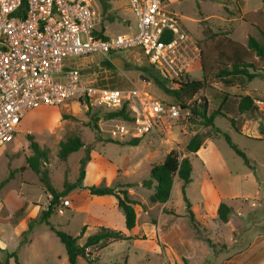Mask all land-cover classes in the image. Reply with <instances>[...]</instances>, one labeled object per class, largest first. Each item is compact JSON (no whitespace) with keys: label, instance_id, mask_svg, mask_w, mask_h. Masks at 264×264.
<instances>
[{"label":"rangeland","instance_id":"rangeland-1","mask_svg":"<svg viewBox=\"0 0 264 264\" xmlns=\"http://www.w3.org/2000/svg\"><path fill=\"white\" fill-rule=\"evenodd\" d=\"M163 1L181 17L182 24L200 51V61L187 74L183 83L203 81L205 88L190 99L183 98V104L187 108L182 109L181 117L155 125L136 147L111 142L108 133L93 131L90 124L97 122L99 125L104 113L97 110L88 111L83 104L79 105L75 101L59 107L43 106L30 111L23 119L13 141L0 149V183L12 173V178L0 190V264H17L16 260L19 264H69L64 245L51 231L49 225L39 222L42 213L50 204L51 196L46 192L39 177L27 165V158L33 154L29 136L42 149L48 151V160L41 169L46 171L50 184L57 191L64 190L65 182L76 181L81 169V159L90 158L91 151L95 148L128 175L127 180L121 179L118 175L113 187L127 189L130 187L128 189L131 193L130 198L137 199L139 203L136 206L137 226L130 232L126 231L122 210L118 207L116 210L109 208V215L113 214L120 223L117 229L130 235L134 233L138 239L116 243L106 248L102 245L88 248V258L79 257L77 264L195 263L194 259L188 262L186 251L177 250V241L171 235L165 238L159 231L156 232V229L160 223L164 225L163 231L166 232L171 231L167 226L172 224L193 225L195 219L188 212L186 199L189 203L191 200L193 204L204 203L200 187L205 173L203 160L191 158L194 167L192 182L183 190V183L176 178L171 197L164 206L150 202L156 184L149 177L150 168L162 162L169 149L176 150L181 157L189 156L186 145L195 134L205 137L212 134L211 128L192 123L190 113L192 107L198 106L204 100L207 102L208 115L219 108L222 92L233 96L250 94L257 101L264 102V61L257 58L252 51L248 52L246 61L255 65V68L250 70L257 75L254 80L250 81L240 76L232 78V83L229 84L220 74L230 64L221 55V51L226 50L230 42L246 49L248 38L251 36L264 44V36L253 24L252 17H249L250 13L264 11V3L262 0ZM107 3L110 8L107 14L103 15L102 21L106 36L136 35L137 19L128 0H107ZM109 18H114V22H109ZM255 22H258L257 19ZM117 56L115 59H120L122 64L120 67L115 66L116 69L104 65L100 55L76 58L74 61L76 67L85 73L88 79L97 80L102 86L126 90L139 88L163 102L181 105L157 85L149 73L139 70L146 64L139 50H130ZM151 71L156 74L154 70ZM162 83L165 87L170 86L166 82ZM258 109L262 113V118L259 117L261 116L259 113L254 119H250V115L235 118L239 132L232 127L227 118L215 119V126L230 136L238 148L247 155L249 164L230 148L222 136L213 138L212 145H207L206 158L212 182L226 196L224 202L234 208L229 220L231 225H234V230L231 235L225 236V243L228 245L235 237L238 240L237 245L241 246L223 253L222 246L217 243L215 232H210L207 238L201 237L203 242L198 245L203 249L205 247L208 252L206 264H222L227 258L243 252L252 242V233L254 237L259 234L261 237L259 242L261 245L264 244V140L255 139L258 133L256 128L264 139V112L259 107ZM246 120H259V126L250 122L243 133L241 130ZM74 136L82 139L84 147L66 160H61L58 156L60 143ZM144 181H150L153 185L145 186ZM128 185L130 186L127 187ZM64 200H70L72 206L75 201L78 208H62ZM86 200L81 195L60 198L54 204L55 210L49 220L51 225L70 236L80 235L78 244L81 246L88 238L86 233L81 235L84 220L81 211L85 207L93 211L102 209L100 205L88 203ZM60 209L64 212L60 213ZM234 210L243 216L239 217ZM33 220L36 223L33 230L28 233V224ZM221 227L226 232L229 230V227L223 224ZM241 237L245 238L242 242L239 240ZM263 249L264 246L260 250L261 264L264 258ZM196 262L199 263V260Z\"/></svg>","mask_w":264,"mask_h":264},{"label":"built area","instance_id":"built-area-1","mask_svg":"<svg viewBox=\"0 0 264 264\" xmlns=\"http://www.w3.org/2000/svg\"><path fill=\"white\" fill-rule=\"evenodd\" d=\"M128 3L137 34L108 37L100 0H0V149L13 141L25 116L43 106L75 101L104 112L126 106L132 120L103 116L99 124L118 142L140 139L155 125L181 117L179 105L139 88L99 85L76 67V58L100 55L113 63L118 54L139 50L166 82H181L194 69L200 51L181 17L163 0ZM70 205L62 202V208Z\"/></svg>","mask_w":264,"mask_h":264},{"label":"trees","instance_id":"trees-1","mask_svg":"<svg viewBox=\"0 0 264 264\" xmlns=\"http://www.w3.org/2000/svg\"><path fill=\"white\" fill-rule=\"evenodd\" d=\"M262 2L264 3V0H262ZM100 3L102 6L103 15H106L110 6L108 5L107 0H100ZM254 14L250 13L249 17H252L253 24H255L258 31L264 36V11L258 10ZM254 16L258 22H255ZM108 20L109 22H114V18H109ZM249 51H252L257 58L264 61V44L251 36L248 38L246 49L244 46H241L234 42H230L227 45L226 50L224 49L223 51H221V55L225 57L230 63L229 66L220 73L221 76L223 75V77L226 79L227 83L231 84L232 78L234 77L241 76L247 78L250 81L254 80L257 77L255 72L253 73L250 71L255 68V65L246 61ZM103 63L110 69H116L115 65L111 62L104 60ZM150 69L153 70L146 63L145 66L141 67L139 70L149 73L153 77L157 85H159L168 95L174 97L181 103V105L177 103L168 104L179 105L182 109L187 108L183 104V98L190 99L199 91L205 88V84L203 81H191L183 83V80H185L186 78H182L181 82H166L162 80L157 73H153ZM158 76L160 79L158 78ZM160 80L162 82L168 83L170 86L165 87V85ZM220 96L222 101L219 108L213 111L210 115H208L207 113L206 100H204L198 106L192 107L190 112L191 118H193L192 123L195 125L211 128L212 134L208 137H205L201 134H195L186 145V151L189 153V156L181 157V155L176 150H172L161 163L152 166L149 177L156 183L154 192L150 196V202L152 204L164 205L169 201L176 178L183 183V190L185 189V186L189 185L192 182L194 167L192 165L191 158L204 146L205 141L208 138H217L220 136L224 137L230 148H232L236 152V154L244 160L246 164H249L247 155L238 148V146L232 141L228 134L222 132L215 126V119L217 117L227 118L230 121L232 127L237 132H239L238 127L236 126V117L250 115V119H254L255 115L259 113L261 114V116L259 117L262 118V113L259 111L258 106L255 103L256 99L253 96H233L227 92H222V95ZM88 111H92V109H89ZM101 112L104 113L105 117L124 118L127 120H132L130 112L128 111V108L126 106L121 110ZM90 125L93 128V131H96L98 133L101 132L97 122ZM28 138L30 140V149L33 154L32 156L27 158V165L31 169V171L39 177V180L43 184L46 192L49 196H51L50 204L48 208L45 209L42 213L39 222H43L49 225L51 231L64 245L67 252L69 264H77L79 257L83 255L87 256L88 258V248L97 247L99 245H102L106 248L116 243L138 239L137 237H127L125 234H123V232L119 230H111L101 227L96 228L93 233L87 238L85 244L81 246L78 244L79 236H70L67 233L57 229L55 226L51 225L49 220L53 211L55 210L54 204L57 203L60 198L69 195L75 190H87L93 196H112L116 198L119 208L124 213L125 226L127 231H132L136 227V206L139 203L130 198L129 191L126 187H108L105 185L85 187L83 185V181L86 176L85 168L87 162L89 161V157L81 159V169L76 181L73 183L65 182L64 190L61 192L57 191L50 184L49 177L46 171L41 169L42 165L48 160V151L42 149L31 136H29ZM141 139L142 138L125 141L128 142L127 144H121L123 142L113 140L110 141L120 145H129L136 147L139 145ZM83 147L84 142L80 137H70L66 141L60 143L58 156L61 160H66L70 155L78 152ZM11 175L12 173H10V177L0 183V190L12 178ZM143 185L148 186V181H144ZM186 201L188 203V212L192 216L190 212V203L187 199ZM232 213V207L222 202L218 207L217 219L221 223H228ZM34 223L36 222L33 220L30 224H28V233L33 230ZM85 231L86 227L82 229L81 235L85 234ZM16 263L19 264L18 260H16Z\"/></svg>","mask_w":264,"mask_h":264},{"label":"crops","instance_id":"crops-1","mask_svg":"<svg viewBox=\"0 0 264 264\" xmlns=\"http://www.w3.org/2000/svg\"><path fill=\"white\" fill-rule=\"evenodd\" d=\"M247 95H250V94H247ZM255 102H256V105L260 108V110L264 112V102L257 101V100H255ZM250 122L256 123V126H259L258 125L259 120H246L245 125L243 129L241 130L243 133H245V129L248 127V124H250ZM255 130L258 131V133L255 136V139L264 140L262 139L263 135L261 134V132H259L258 128H256ZM212 142H213V138H208L205 141L204 146L195 155L192 156V157H195V158L197 157L203 160L202 165L205 169L204 178L203 179L200 178L202 180L200 184L201 195H202V199L204 203L202 205H200L199 203L193 204L190 200V212L192 216L194 217L195 222L193 223V225H190V226H178L175 224H172L171 226H167L171 228L170 232L163 231L164 225H162V223H160L158 229H156V232L159 231L160 234L163 235L165 238L171 235L172 238H174L177 241V250L178 251L184 250V252L186 251L185 253H187L186 258L188 262L190 263L191 262L190 259H194L195 261L194 264H206L205 258L208 252L206 251L205 247L203 249L202 247H198V245L203 242L201 237L207 238L210 232L212 233L215 232L217 243L222 246L221 250L223 253H228L230 251H233L234 248L236 249L237 247L241 246V245L239 246L237 245L238 240H236L235 237L233 240L230 241L231 243H229L228 245L225 243L226 241L225 236L232 234L234 230V225H231V222L220 223L217 220L218 207L220 203L225 201L226 196H224L221 190L214 185L210 177L211 175L209 172V167H208L206 156H207V145L208 144L212 145ZM171 151L172 149H169L166 152V155L164 156V158ZM151 168H150V171H151ZM85 171H86V176L83 181V185L85 187L101 186V185L113 187V185H115L117 181L118 175H120L121 179L123 180L124 179L127 180V176H128L127 173L123 171L118 165L110 162L108 159L102 156L100 152H97L95 148H93L91 151L90 158H89V161L87 162ZM148 184L151 186L153 185V183L150 181H148ZM130 194L131 193L129 191V195ZM72 195H76V196L81 195L82 197L87 199L86 201H88V203L97 204L102 207V209L98 211L90 210L87 207H85L84 210L81 211L84 214L83 228L86 227L85 233L87 234L88 237L92 234L93 229L95 230L96 228H101V227L111 229V230L121 231L120 229H117L120 223L116 221L113 214L110 213L109 215V208H112L115 210L117 209V207L119 208L116 198L112 196H94L95 198H92L91 196L93 195H91L89 191L87 190H75L69 194V197ZM91 200L93 201L91 202ZM133 200L137 201V199H133ZM73 202H74V205L72 206L71 204L67 208H71V207L78 208L77 203L75 201ZM235 213L237 212L235 211ZM237 215H239V217L243 216L242 213L240 212L237 213ZM205 217H208V219H204ZM221 224L228 226L229 230L227 232L223 230V228L221 227ZM123 234H125L127 237H135L134 233L131 235L127 233H123ZM244 239H245L244 237L239 238L241 242ZM251 239H252V242L247 248L244 249L243 252L240 251L239 253L235 254L233 257L227 258L222 264H261L260 263V257H261L260 250L262 246H264V244L261 245V243L259 242L261 239L259 234H256L254 237L252 233ZM184 252H182V255L184 254ZM262 254L264 257V249H263ZM197 259L199 260V263L196 262ZM263 264H264V258H263Z\"/></svg>","mask_w":264,"mask_h":264},{"label":"water","instance_id":"water-1","mask_svg":"<svg viewBox=\"0 0 264 264\" xmlns=\"http://www.w3.org/2000/svg\"><path fill=\"white\" fill-rule=\"evenodd\" d=\"M113 64H114L116 67H120L121 64H122V61H121L120 59H117V60L113 61ZM83 256H85V255H83Z\"/></svg>","mask_w":264,"mask_h":264}]
</instances>
